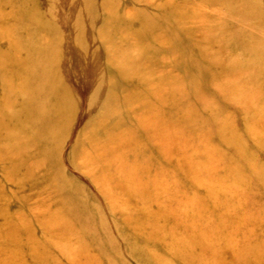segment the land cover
<instances>
[{
	"label": "rangeland",
	"instance_id": "374dc122",
	"mask_svg": "<svg viewBox=\"0 0 264 264\" xmlns=\"http://www.w3.org/2000/svg\"><path fill=\"white\" fill-rule=\"evenodd\" d=\"M0 71V264H264V0H0Z\"/></svg>",
	"mask_w": 264,
	"mask_h": 264
},
{
	"label": "bare ground",
	"instance_id": "6f19581e",
	"mask_svg": "<svg viewBox=\"0 0 264 264\" xmlns=\"http://www.w3.org/2000/svg\"><path fill=\"white\" fill-rule=\"evenodd\" d=\"M9 2H12L13 0H8ZM18 1H20L21 3L23 2V0H18ZM88 15H89V13H88ZM42 60V59H41ZM39 61V60H38ZM38 61H36V64H34L33 66H32V68H33V73L35 74V75H38L36 78H39V79H41L43 82H45L44 80L46 79V78H43V76H50V69L49 68H47V66L46 65H43V64H41L40 62L41 61H39V63H38ZM2 65V64H1ZM6 66H8V65H6ZM6 66H4L3 68H7ZM10 66V69H11V71H13V69L14 68H16L17 67V64L16 63H12V64H10L9 65ZM19 68V67H18ZM1 72V71H0ZM10 72V71H9ZM49 78V77H48ZM48 78H47V80H48ZM4 84H6L7 83V80L5 81L4 79L3 80H1ZM6 82V83H5ZM46 83V82H45ZM4 88H5V90H6V92H9L8 90V88H7V86H5L4 85ZM24 109L27 111L26 112V115L25 116H27V117H29L31 120H32V118H33V111H31V110H29V108L28 107H24ZM34 119V118H33ZM79 205V204H78Z\"/></svg>",
	"mask_w": 264,
	"mask_h": 264
}]
</instances>
